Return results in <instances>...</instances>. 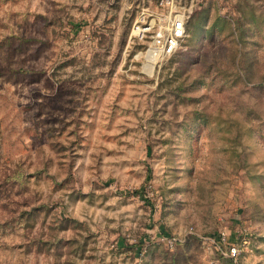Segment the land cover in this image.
Instances as JSON below:
<instances>
[{
	"label": "rangeland",
	"instance_id": "rangeland-1",
	"mask_svg": "<svg viewBox=\"0 0 264 264\" xmlns=\"http://www.w3.org/2000/svg\"><path fill=\"white\" fill-rule=\"evenodd\" d=\"M154 1L0 0V264H264V0Z\"/></svg>",
	"mask_w": 264,
	"mask_h": 264
},
{
	"label": "built area",
	"instance_id": "built-area-1",
	"mask_svg": "<svg viewBox=\"0 0 264 264\" xmlns=\"http://www.w3.org/2000/svg\"><path fill=\"white\" fill-rule=\"evenodd\" d=\"M184 24L185 10L177 7L176 0H155L152 6L141 7L131 32L137 39L146 43L144 56L147 53L153 59H158L160 56L171 54L180 46L185 35ZM163 239L170 247L176 240L171 236ZM212 241L221 246L220 250L229 256L231 264H240L239 247L235 242H228L223 231L212 236ZM224 243L228 244L227 250L222 249Z\"/></svg>",
	"mask_w": 264,
	"mask_h": 264
},
{
	"label": "trees",
	"instance_id": "trees-1",
	"mask_svg": "<svg viewBox=\"0 0 264 264\" xmlns=\"http://www.w3.org/2000/svg\"><path fill=\"white\" fill-rule=\"evenodd\" d=\"M188 238L189 237H185L184 239L178 240V241L175 242L174 245L180 244L182 246V248H186L188 246V244H189Z\"/></svg>",
	"mask_w": 264,
	"mask_h": 264
},
{
	"label": "bare ground",
	"instance_id": "bare-ground-1",
	"mask_svg": "<svg viewBox=\"0 0 264 264\" xmlns=\"http://www.w3.org/2000/svg\"><path fill=\"white\" fill-rule=\"evenodd\" d=\"M146 54V53H145ZM153 58V57H152Z\"/></svg>",
	"mask_w": 264,
	"mask_h": 264
}]
</instances>
